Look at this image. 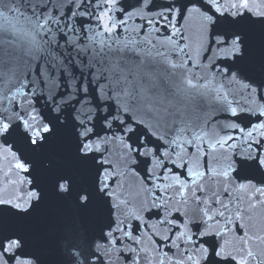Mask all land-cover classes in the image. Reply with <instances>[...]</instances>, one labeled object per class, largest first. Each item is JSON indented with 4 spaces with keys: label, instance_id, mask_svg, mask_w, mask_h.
Instances as JSON below:
<instances>
[{
    "label": "snow or ice",
    "instance_id": "obj_1",
    "mask_svg": "<svg viewBox=\"0 0 264 264\" xmlns=\"http://www.w3.org/2000/svg\"><path fill=\"white\" fill-rule=\"evenodd\" d=\"M0 264H264V0H0Z\"/></svg>",
    "mask_w": 264,
    "mask_h": 264
},
{
    "label": "water",
    "instance_id": "obj_2",
    "mask_svg": "<svg viewBox=\"0 0 264 264\" xmlns=\"http://www.w3.org/2000/svg\"><path fill=\"white\" fill-rule=\"evenodd\" d=\"M115 14H116V9L112 10V17L115 18ZM131 26H135L134 23L131 24ZM97 35L102 36V33H98ZM91 38V36H90ZM214 115L217 118V121L220 122L221 124L224 123L227 120V113L223 112V111H217L214 113Z\"/></svg>",
    "mask_w": 264,
    "mask_h": 264
}]
</instances>
